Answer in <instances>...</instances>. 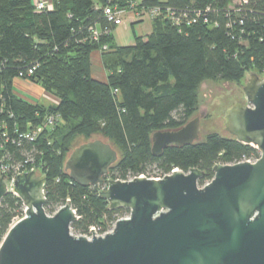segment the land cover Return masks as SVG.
<instances>
[{"label":"trees","instance_id":"trees-1","mask_svg":"<svg viewBox=\"0 0 264 264\" xmlns=\"http://www.w3.org/2000/svg\"><path fill=\"white\" fill-rule=\"evenodd\" d=\"M125 2L52 0L51 8L38 9L31 0H0V163L15 167L30 158L25 166H39L45 176V211L52 213L70 200L77 216L70 230L76 235L88 233L90 226L107 230L128 213L109 208L97 186L69 178L64 162L77 134H100L120 147L121 156L106 175L112 179L146 173L152 166L161 173L198 168L205 172L199 180L203 185L212 178L214 164L259 156L255 147L214 131L156 156L150 134L180 127L196 114L202 81H238L249 71L264 75V0H141L138 7H170L189 22L157 17L148 35L118 46L112 35L116 26L103 8ZM105 26L109 33L94 39L90 27L100 32ZM93 51L101 52L104 82L91 75ZM20 76L40 84L57 97L56 103L22 99L13 88ZM46 113H58L60 123L34 141L24 140L20 133L40 125ZM22 207L14 193L2 197L0 241Z\"/></svg>","mask_w":264,"mask_h":264},{"label":"water","instance_id":"water-1","mask_svg":"<svg viewBox=\"0 0 264 264\" xmlns=\"http://www.w3.org/2000/svg\"><path fill=\"white\" fill-rule=\"evenodd\" d=\"M240 83L245 101L233 98L221 117L228 135L258 150L255 161L216 163L203 185L198 168L119 180L106 178L118 159L109 143L78 144L64 162L69 178L97 186L109 208L128 216L103 235L73 234L70 200L47 214L44 174L21 172L11 191L25 211L0 241V264H264V75L249 71ZM203 118L201 111L180 127L153 131L151 153L199 141ZM5 178L0 173V201L9 192Z\"/></svg>","mask_w":264,"mask_h":264},{"label":"rangeland","instance_id":"rangeland-1","mask_svg":"<svg viewBox=\"0 0 264 264\" xmlns=\"http://www.w3.org/2000/svg\"><path fill=\"white\" fill-rule=\"evenodd\" d=\"M38 2H43L46 8L50 6L49 3L47 4V0H40L37 1L35 4H37ZM233 2L237 3L238 0H233ZM141 21H143L140 29L141 32L145 33L149 31L150 25H152V20L148 17L144 16L143 18L140 17L135 20H132L131 24H133L134 22L138 23ZM127 22L130 21H124L123 24ZM121 27L122 26L120 27L118 26L116 29L118 30L122 29ZM134 29L137 31L138 27L134 26ZM130 31L132 30L130 29ZM120 35H123V37L120 38V36L118 35L117 36L118 42H123V44H126L129 38L128 31ZM14 90L19 93V96H21L22 99L30 101L32 103L37 102L44 106L52 105L57 100V97L46 91V89L43 88L40 84L33 83L31 81L29 82L23 79L16 81ZM37 94H39V96ZM196 95H197L196 110H195L196 114H199L201 111L204 112V118L200 123L201 135H204L206 132H210V131L218 132L223 135H228V132L225 130L224 120L221 117V115L223 109H225L224 104L228 103L233 98H237V99H241L242 101H245L240 80L223 81L217 78L206 79L202 81L201 84L198 86L196 90ZM34 97L36 100H33ZM59 123L60 120H58V124ZM94 139H102L106 141L112 146V148L116 150L118 158L121 156L120 147L117 144H115L112 140L100 134H94L89 138H86L81 134L75 135L70 142L69 152L72 150L74 146L86 142L88 140H94ZM149 173L156 174V173H160V171H158L156 168H153L152 166L151 169L149 170Z\"/></svg>","mask_w":264,"mask_h":264},{"label":"built area","instance_id":"built-area-1","mask_svg":"<svg viewBox=\"0 0 264 264\" xmlns=\"http://www.w3.org/2000/svg\"><path fill=\"white\" fill-rule=\"evenodd\" d=\"M139 0H126V6L124 7H117L116 5H112V6H105L103 9V13L107 18V21H109L111 24H113L114 26H118L123 24L124 21H132L135 20L137 18H143L148 17L151 20L157 18V17H163V18H168L169 20H172L173 23L178 24L180 21V19H185L186 22H189V20L186 19V15L185 14H178L177 16L175 15V13L172 11V9L170 7H165L162 8L161 6L158 5H150L147 7H138L139 5ZM36 8L38 9H42L45 8L43 2H38L37 4H35ZM110 28L108 26H105L104 28H102V30L99 32L97 31L95 28L90 27V32L91 35L94 39H96L101 33L102 34H107L109 33ZM103 49H107L106 45H103ZM32 73V69H28L27 74H31ZM16 79H23V80H27L30 82V80L26 79V78H22V76L16 78ZM1 111V110H0ZM58 120H60V116L58 113H46L42 123L38 126H36L35 128L29 130V131H25L23 133H20V136L27 141H34L37 137V135L39 133H41L43 130H47L48 132H50L57 124H58ZM3 126V122L0 121V129ZM1 138H7L6 133L3 131V133L1 134ZM3 148V145L0 144V149ZM257 158L253 159V158H247V159H243L241 161H249V162H253L255 161ZM3 160V158L1 159ZM31 163L32 160L29 158L27 160H25V164H21V165H16L15 167H11L9 164H4L3 162L0 163V173H4L6 178L5 181L7 183L8 186V190L9 192L11 191V186H12V181L14 180L15 176L21 172H25L31 169L36 170L39 173H42L40 170V167H37L34 164H30L29 166H25L27 163ZM240 162V161H237ZM236 163V162H234ZM39 168V169H38ZM175 170H179L177 167H172L170 169L169 172L167 173H156V174H151L149 172L146 173H141L135 176H129L126 179H119V180H129L132 179L133 177H146V178H161L162 176L169 174ZM13 193V192H12ZM23 205V204H22ZM24 211H25V207H22V215L20 217L16 216L12 219V223H14L15 221H17L19 218H21L24 215ZM56 211V210H55ZM54 211V212H55ZM46 212V211H45ZM52 213H48L47 214L51 215ZM128 216V213H126V215L122 216V217H126ZM121 218V217H120ZM115 223V222H114ZM114 223L109 227V229L101 231L99 226H90L88 228V233L86 234H82L84 236H86L87 238H90L92 236V231L90 229H93V235H103L106 232H109L112 230Z\"/></svg>","mask_w":264,"mask_h":264},{"label":"crops","instance_id":"crops-1","mask_svg":"<svg viewBox=\"0 0 264 264\" xmlns=\"http://www.w3.org/2000/svg\"><path fill=\"white\" fill-rule=\"evenodd\" d=\"M37 1H40V0H31L32 4L35 5V3ZM141 1V0H139ZM160 1H163V0H160ZM49 3L50 6H48V8H51L52 7V0H47V4ZM143 23V21L141 22H138V23H135V24H131V22H127V23H124L122 25H118L119 27L122 26L121 28L122 29H116L118 26L115 27V29L113 30L112 32V35H113V38H114V42L116 45L118 46H123V45H131L134 43V39L136 36H146L148 35L151 30H152V25H150V30L147 31V32H141V24ZM134 26L138 27L137 31L134 29ZM130 29L132 31H130ZM129 33V38H128V42H126V44H123V42H118V35L120 36V38L123 37V35H120V34H124V32H127ZM90 67H91V75L92 77H94L95 79L97 80H100V81H105L106 80V70L105 68L103 67V64H102V59H101V52L100 51H93L90 55ZM19 79H15L14 80V83H13V88L15 89V83L16 81H18ZM14 92L19 96V93L16 92L14 90ZM39 96V94H37ZM21 97V96H20ZM33 100H36L35 97L33 98ZM57 101V100H56ZM42 102V100H41ZM56 103V102H55Z\"/></svg>","mask_w":264,"mask_h":264}]
</instances>
